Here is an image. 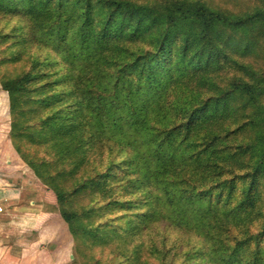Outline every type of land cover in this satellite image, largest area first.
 <instances>
[{
	"label": "rangeland",
	"instance_id": "obj_1",
	"mask_svg": "<svg viewBox=\"0 0 264 264\" xmlns=\"http://www.w3.org/2000/svg\"><path fill=\"white\" fill-rule=\"evenodd\" d=\"M116 1L68 0L67 5L73 16H86L94 26L113 23L108 35L114 42L155 27V20L146 17L140 28L128 29L125 15L130 12ZM129 1L159 8L156 17L167 9L179 13L182 1L220 11L210 25L174 31L179 40L175 66L174 58L154 64L161 74L177 77L170 86L176 91L161 108L173 112L181 125H170L161 111L151 116L158 130L153 133L165 143L170 131L179 155L169 161L170 171L159 175L192 201L199 192L209 225L202 231L211 234L196 231L195 209L185 214L189 223L172 219L170 204L144 174L139 154L147 144L140 128L100 122L99 117L107 120L112 114H100L92 100L96 89L87 81L72 82L63 65H47L48 48L27 36L28 26L30 32L36 30L31 22L0 12V90L8 100L7 132L17 153L15 163L28 167L26 197L40 194L61 220L50 223L48 230L58 237L55 246L45 241L41 264H264V234L244 242L241 237L250 230H238L264 197V88L253 87L255 76L264 74V41L256 40L259 22L248 19L264 8V0ZM239 19L246 26L234 28ZM33 62L39 64L21 90L24 103L19 97L15 105L2 82L19 77ZM194 131L195 141L183 149L179 137ZM206 201H211L208 211ZM63 212L73 213L70 226ZM86 222L98 228L96 243L79 235ZM43 235L48 238L47 228ZM204 236L208 239L201 243ZM256 240L259 251L254 253Z\"/></svg>",
	"mask_w": 264,
	"mask_h": 264
},
{
	"label": "trees",
	"instance_id": "obj_2",
	"mask_svg": "<svg viewBox=\"0 0 264 264\" xmlns=\"http://www.w3.org/2000/svg\"><path fill=\"white\" fill-rule=\"evenodd\" d=\"M67 2L68 0H0V12L3 17H15L27 23L31 22V27L36 30L30 32L27 24V36L30 37V42L41 43L48 48L44 52L49 60L47 65L53 62L63 65L68 71L67 74L71 76L72 82L74 79L75 81H87L96 89L92 100L100 107V114L104 115L103 112L112 114L110 115L112 119L110 116L107 120L99 117L100 122H105L107 127L109 125L113 128L126 123L140 128L139 133L144 136V143L147 146L145 145L143 150L145 152L139 156L149 183L155 186L157 192L164 196V201L170 204L169 211L172 219L181 221V223H189L185 214L187 210L195 209V212L192 211L195 213L192 218L195 229L198 233H206L202 231V227L209 225L206 215L202 213L204 201L199 192L194 193L192 201L190 196L186 195L168 177L162 179L159 175L163 176L170 171L169 161L179 158V155L174 154L175 149L170 141L173 134L170 135V131H168L169 140L165 143L162 138L153 133L158 130L152 124L151 116L161 111L165 117L171 119L170 125L172 126H179L182 121L178 120L173 112L166 114L161 108V105L169 101L167 97L176 91L173 87L170 89V86L174 79L177 80V77L174 73L170 77L161 74L155 70L154 64L163 62L165 58H174L173 66H175V53L179 49V40L174 37V31L179 27L185 28V25L188 28L197 27L196 25L199 26V24L210 25L215 19H219L220 11H215L201 2L194 5V2L182 1L183 7L179 13L165 8L166 13L156 17L155 14L159 8L129 0H119L116 1V6L130 12L125 15L129 23L128 29L140 28L146 17L155 20V27L148 25L143 29L142 35L127 37L124 43H119L112 41L108 35L113 31L111 27L113 23L104 20L99 26H94L86 16L82 18L73 16L68 9ZM253 14L254 16H247L251 24L259 22L260 27L256 31V40L262 42L264 41V30H261L264 29V20H262L264 8L254 11ZM245 26V21L239 19L234 28ZM259 50L262 51V47ZM31 59L32 56L29 63ZM261 59L264 61V53L261 54ZM38 64V62H33L31 67L23 71L19 77L2 82L3 89L8 92L13 104L19 105V97H22L21 90L25 87V81L33 76L31 70ZM253 87L256 91L259 87L264 88V74L259 73L255 76ZM21 100L24 103L22 98ZM55 128L59 127L55 125ZM196 132H189L179 137L183 149L195 141V136H198ZM51 133L53 134L54 131L52 130ZM11 141L13 143L12 137ZM259 144L261 147L262 144ZM210 191L205 190V194ZM243 194L246 195V189ZM194 202H199L198 206ZM257 204L256 211L251 216H247L238 229L239 233H242L243 229L250 230V233L241 237L244 242H248L252 237L256 239L258 233L264 234V197ZM206 205H208L206 210H210L211 201L210 203L206 201ZM62 215L70 226L73 213L63 212ZM257 217H259L258 220H256ZM97 229L86 222L84 230L79 235L84 234L83 236L86 235L84 238L96 243ZM206 234H211L209 229ZM102 237L104 236H99L100 240ZM207 239L204 236L201 243H205ZM220 239H222L221 236ZM258 248L259 243L256 240L254 253L259 251ZM231 253L234 256L233 251ZM250 254L254 256L251 251Z\"/></svg>",
	"mask_w": 264,
	"mask_h": 264
},
{
	"label": "crops",
	"instance_id": "obj_3",
	"mask_svg": "<svg viewBox=\"0 0 264 264\" xmlns=\"http://www.w3.org/2000/svg\"><path fill=\"white\" fill-rule=\"evenodd\" d=\"M0 100V264H41L44 247L51 241L55 246L54 236L58 237L48 230L50 223L61 220L40 194L35 192L33 199L26 197L28 167L15 163L17 153L7 132L8 100L3 90ZM46 228L47 235L51 234L48 238L43 235Z\"/></svg>",
	"mask_w": 264,
	"mask_h": 264
},
{
	"label": "built area",
	"instance_id": "obj_4",
	"mask_svg": "<svg viewBox=\"0 0 264 264\" xmlns=\"http://www.w3.org/2000/svg\"><path fill=\"white\" fill-rule=\"evenodd\" d=\"M2 210V207H1V205H0V211Z\"/></svg>",
	"mask_w": 264,
	"mask_h": 264
}]
</instances>
